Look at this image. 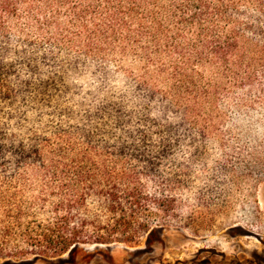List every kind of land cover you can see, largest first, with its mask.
<instances>
[{"label":"rangeland","instance_id":"374dc122","mask_svg":"<svg viewBox=\"0 0 264 264\" xmlns=\"http://www.w3.org/2000/svg\"><path fill=\"white\" fill-rule=\"evenodd\" d=\"M42 3L14 0L0 13V83L9 88H0V264H264V67L252 85L228 86L217 108L201 111L204 131L203 122L181 127L138 79L141 62L118 65L38 34L36 20L49 12ZM175 127L161 144L157 135ZM57 132L151 155L132 160L158 167L161 176L142 178L144 192L170 203L148 206L150 229L137 243H81L57 257L25 243L23 229L50 208L33 203L43 180L12 178L6 153ZM86 203L87 216L102 220L95 197Z\"/></svg>","mask_w":264,"mask_h":264},{"label":"trees","instance_id":"16d2710c","mask_svg":"<svg viewBox=\"0 0 264 264\" xmlns=\"http://www.w3.org/2000/svg\"><path fill=\"white\" fill-rule=\"evenodd\" d=\"M13 4L14 0H0V13ZM42 4L49 6V12L36 20L38 34L51 44L112 56L118 65L126 57L141 62L138 79L153 96L160 95L165 114L173 112L181 127L187 121L203 122L204 131L207 122L201 111L218 107L228 86L252 85L263 72L264 0H43ZM3 85L0 88L8 91ZM176 128L159 133L160 143H169ZM100 146L89 139L80 143L70 132H57L55 137L7 151L15 171L12 178L43 180L33 203L49 207L50 216L23 229V239L34 253L57 257L81 243L133 245L150 229L148 206L170 203L144 192L142 178L161 176L153 162L132 161L151 157L147 151H134L126 143ZM89 196L103 207L102 220L87 216ZM20 210L18 206L17 214Z\"/></svg>","mask_w":264,"mask_h":264}]
</instances>
